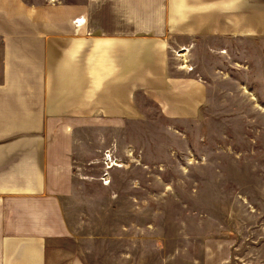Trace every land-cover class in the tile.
I'll return each instance as SVG.
<instances>
[{
	"label": "crops",
	"instance_id": "obj_1",
	"mask_svg": "<svg viewBox=\"0 0 264 264\" xmlns=\"http://www.w3.org/2000/svg\"><path fill=\"white\" fill-rule=\"evenodd\" d=\"M257 1L0 0V264H88L93 237L84 249L63 209L75 135L122 130L149 105L196 119L207 89L175 70L172 40L264 36ZM200 264H238L231 240L206 239Z\"/></svg>",
	"mask_w": 264,
	"mask_h": 264
},
{
	"label": "rangeland",
	"instance_id": "obj_2",
	"mask_svg": "<svg viewBox=\"0 0 264 264\" xmlns=\"http://www.w3.org/2000/svg\"><path fill=\"white\" fill-rule=\"evenodd\" d=\"M169 47L175 70L206 86L199 114L172 121L149 105L122 130L78 131L67 223L84 249L93 237L88 264H200L218 237L238 264H264V36Z\"/></svg>",
	"mask_w": 264,
	"mask_h": 264
},
{
	"label": "built area",
	"instance_id": "obj_3",
	"mask_svg": "<svg viewBox=\"0 0 264 264\" xmlns=\"http://www.w3.org/2000/svg\"><path fill=\"white\" fill-rule=\"evenodd\" d=\"M112 163L116 167H118V165H119V164H116V161L112 160V156L109 153H105V155H104V165H105L106 169H110L112 167Z\"/></svg>",
	"mask_w": 264,
	"mask_h": 264
}]
</instances>
